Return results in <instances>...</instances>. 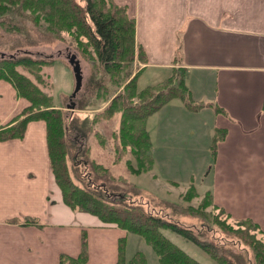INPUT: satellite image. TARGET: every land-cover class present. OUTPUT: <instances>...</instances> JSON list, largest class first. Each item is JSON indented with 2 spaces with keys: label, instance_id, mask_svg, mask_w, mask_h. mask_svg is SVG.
Wrapping results in <instances>:
<instances>
[{
  "label": "crops",
  "instance_id": "0c3cea01",
  "mask_svg": "<svg viewBox=\"0 0 264 264\" xmlns=\"http://www.w3.org/2000/svg\"><path fill=\"white\" fill-rule=\"evenodd\" d=\"M114 1L136 20V40L147 57L146 64L139 63L145 67L142 74L151 69L156 76L164 70L172 76L181 68L194 104L206 105L194 112L192 124L186 121L192 112L179 99L155 113L160 117L158 140L152 143L154 166L192 169L198 176L190 178L197 199L211 192L232 222L251 220L264 232V0ZM29 105L12 82L0 80V130ZM217 129L226 137L213 158ZM202 177L206 188L200 193ZM164 180L180 187L170 177ZM84 234L87 264H116L120 241L126 239L127 253L131 238L126 230L64 203L45 121H30L23 138L0 141V264H60L62 255H80Z\"/></svg>",
  "mask_w": 264,
  "mask_h": 264
},
{
  "label": "trees",
  "instance_id": "16d2710c",
  "mask_svg": "<svg viewBox=\"0 0 264 264\" xmlns=\"http://www.w3.org/2000/svg\"><path fill=\"white\" fill-rule=\"evenodd\" d=\"M27 11L31 12L37 25H40L42 18L47 25V31L56 38L63 32L73 36L83 55H93V58L88 59L93 61L95 69L99 67V72L103 71L106 76L119 75L126 66L147 63L146 54L136 40V20L129 16L127 7L118 5L114 0H85L84 6L75 0H0V22L5 21L9 12L11 15L19 13L24 16ZM53 64L44 65L30 56L0 58V80L12 82L18 95L30 103L23 115L0 130V141L23 138L30 121H45L52 171L68 207L73 211L95 216L105 224H113L128 233L141 236L154 249L160 264H199L171 242L163 233L164 230H170L195 243L219 264H242L236 256H233L235 261H230L220 251V246L198 241V235L202 236L210 231L208 227H182L178 222L172 221L177 215L201 219L208 217L211 214L207 209L213 207L220 212L216 215L225 218L220 220L212 215L209 225H217L225 236L237 238L246 247L245 251L251 253V259H245L247 264H264V240L257 236V233L264 235L260 227L251 220L240 221L238 228L232 227L228 223L230 215L214 204L211 192L205 194L198 206L190 205L200 196L193 183L179 201L146 195V191L139 185L131 184L123 176L113 175L110 169L93 159L89 146L86 149L79 147V163L72 169L69 161L73 144L68 140V117L62 109L56 107L53 97L40 87L45 85L44 76L41 75L43 68ZM144 69L145 67H139L134 74H126L127 83L112 96L109 94L106 100L108 104L103 112L108 119L116 114L121 115L119 131L114 133L119 143L116 150L117 161L121 162L128 151L136 161V164L132 159L125 161L133 176H141L154 167L152 141L147 129L150 116L174 99L181 100L188 110L194 112L206 106L203 103L194 104L192 101V94L185 82V71L181 68L175 69L173 75L165 81L140 90L138 80ZM99 93L100 91L97 98ZM215 109L217 112L222 111L217 106ZM90 120L93 126L97 123V119ZM96 136L104 148L105 141L98 133ZM225 137L226 131L216 130L210 147L213 158L217 154L218 142ZM97 180L101 182L98 183ZM111 181L125 182L131 189L112 192V184L110 187L108 185ZM137 197L145 203L139 202ZM153 201H156L157 206L171 210L165 215L166 218L145 209L152 206ZM88 259V243L84 234L80 255L76 258L62 255L60 264H87ZM116 264H148V260L143 252H137L128 259L124 238L120 241Z\"/></svg>",
  "mask_w": 264,
  "mask_h": 264
},
{
  "label": "rangeland",
  "instance_id": "374dc122",
  "mask_svg": "<svg viewBox=\"0 0 264 264\" xmlns=\"http://www.w3.org/2000/svg\"><path fill=\"white\" fill-rule=\"evenodd\" d=\"M75 1L83 6L85 5V0ZM7 15L8 16L5 17V21L0 22V54H5L6 59H9V56L12 55H15L17 58L30 56L36 61L43 62L44 65L54 63L51 67L46 66L43 68L41 75L44 76L45 85H40V87L46 94L53 97L56 107L62 109L68 117V124L70 127L68 140L73 144V147L71 146V157L69 161L71 168L74 169L79 163L77 162L79 159L77 158V150L79 147L86 149V147L89 146L92 151L93 159L110 169L113 175L117 177L123 176L131 184L139 185L140 188L143 187V189H146L147 191L150 190L152 191L151 193L157 197L172 201H179L181 193L190 186V178L192 177V174L195 179L198 177L197 174L194 173L192 169L185 167L173 168L168 171L167 169L157 168L155 165L152 171H149L141 176H133L128 171L125 163L127 159L133 160V156L128 151L121 162L117 161L118 157L116 150L119 143L115 139L114 133L119 131L121 115L116 114L113 118L108 119L103 114L104 108L108 104L106 100L109 98V94L112 96L116 92L120 91L127 83L126 74L131 72L134 74L139 67H142V65L136 63L132 66H126L123 68V72H120L119 75L106 76L103 71L99 72V67L97 69L94 68L92 63L93 61L88 59L93 58L94 56L88 55L85 57L79 49L75 38L70 34L63 32L56 38L54 34L47 31V25L43 22L44 20L42 18L40 19V25L35 24L33 19L34 17L29 11L25 12L23 14L24 16H20L19 13L11 15L10 12ZM69 54H75L77 56L84 76L83 87L77 98L74 99L75 109L73 110L67 109V105L70 104V96L75 87L73 72L71 68L67 66L69 65ZM168 72L169 71L165 70L163 73L159 72L157 75L159 77H157L151 69H147L146 72H144L139 78L138 88L144 89L147 86L156 85L165 81L168 76L172 74L171 72ZM95 78L96 81L94 82ZM99 86L100 89H97ZM98 91H100L99 98H97ZM178 101V99L174 100V102ZM191 112L193 116L186 118V121L189 124H192L196 117L194 116V111ZM204 113L206 116H210V110H206ZM159 117L160 116H158V114L149 117L151 118L149 119V128L153 136V145L154 142L156 143L158 140L156 132ZM89 118L97 119V123L93 126V123H90L91 120ZM178 129L181 130L182 126L178 125ZM97 133L100 135V138L105 141L104 148H102L99 144L100 140L96 136ZM191 135H193V132ZM186 138L187 136L185 135L182 140H185ZM189 155L194 158L197 156L195 152H190ZM133 162L136 164V161L133 160ZM194 164L196 168L195 170L201 174L202 165L197 161V159ZM154 175H157V178ZM168 177L172 180L178 181L180 187L175 188L168 184L164 180L165 178L168 179ZM203 178L204 177L199 179V183L201 184L197 186L200 193H203L206 188L203 185ZM97 182L99 183L101 180H97ZM110 184H112L111 187ZM108 185L111 191L116 193L126 191L127 188L131 189L128 184L121 181H111ZM146 195H150V193H146ZM137 198L139 202L145 203L143 199H140L139 197ZM200 201V199L196 198L190 205L198 206ZM182 202L185 203L183 200ZM155 203L156 201H153V205L146 207L145 209L166 218L165 215L170 213L171 210L166 209L165 207H159L157 206V203L154 205ZM207 212L211 215L203 217L202 219L191 218L189 216L179 217V215L174 212L177 217L172 221L174 223L178 222L182 227H208L210 231L205 232L202 236L198 235L197 238L199 242H211L215 246H220V251H222L224 256H226L230 261H235L236 259L233 258V256H236L242 261V264H247L245 259L249 261L248 259H251V253L245 251L246 247L243 246L237 238L225 236L217 225H209L212 215L219 217L220 220H224L225 216L220 218L219 214L216 215L217 213H220L219 210H216L213 207H209ZM228 223L232 227L238 228L239 222H232L229 219ZM163 233L171 242L181 248L199 264H219L218 261L213 259L212 256L203 251L195 243L186 240L170 230H164ZM257 236L259 239L264 240L263 234L257 233ZM137 252H143L145 254L148 264H160L159 257L154 249L148 245L141 236L131 234L130 242L127 244L126 256L130 259Z\"/></svg>",
  "mask_w": 264,
  "mask_h": 264
},
{
  "label": "water",
  "instance_id": "95a60500",
  "mask_svg": "<svg viewBox=\"0 0 264 264\" xmlns=\"http://www.w3.org/2000/svg\"><path fill=\"white\" fill-rule=\"evenodd\" d=\"M6 55L5 54H0V58H5ZM10 58H15V55L9 56ZM68 63L72 69L73 72V76H74V81H75V87L73 90V93L70 96V104L67 105V109L68 110H73L75 109V101L74 99L77 98L78 94L80 93V91L82 90L83 87V80H84V76H83V72H82V68H81V64L79 59L77 58V56L75 54H69L68 55Z\"/></svg>",
  "mask_w": 264,
  "mask_h": 264
}]
</instances>
